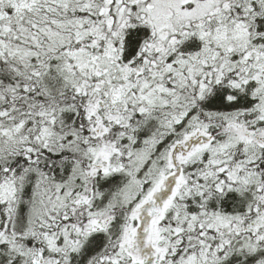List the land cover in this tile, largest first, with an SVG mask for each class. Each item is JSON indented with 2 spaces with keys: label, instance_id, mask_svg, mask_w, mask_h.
I'll use <instances>...</instances> for the list:
<instances>
[{
  "label": "snow or ice",
  "instance_id": "1",
  "mask_svg": "<svg viewBox=\"0 0 264 264\" xmlns=\"http://www.w3.org/2000/svg\"><path fill=\"white\" fill-rule=\"evenodd\" d=\"M0 264H264V0H0Z\"/></svg>",
  "mask_w": 264,
  "mask_h": 264
}]
</instances>
